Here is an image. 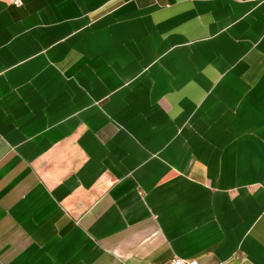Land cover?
<instances>
[{
  "label": "crops",
  "instance_id": "1",
  "mask_svg": "<svg viewBox=\"0 0 264 264\" xmlns=\"http://www.w3.org/2000/svg\"><path fill=\"white\" fill-rule=\"evenodd\" d=\"M175 258L264 264V0H0V264Z\"/></svg>",
  "mask_w": 264,
  "mask_h": 264
},
{
  "label": "built area",
  "instance_id": "2",
  "mask_svg": "<svg viewBox=\"0 0 264 264\" xmlns=\"http://www.w3.org/2000/svg\"><path fill=\"white\" fill-rule=\"evenodd\" d=\"M15 5H18V2H14ZM170 264H198L196 261H186L182 259L175 258L173 259Z\"/></svg>",
  "mask_w": 264,
  "mask_h": 264
}]
</instances>
